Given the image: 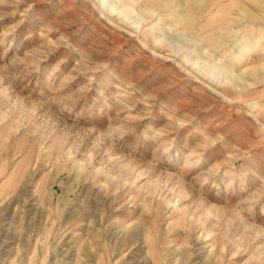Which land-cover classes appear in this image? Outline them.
I'll return each mask as SVG.
<instances>
[{"label":"rangeland","instance_id":"374dc122","mask_svg":"<svg viewBox=\"0 0 264 264\" xmlns=\"http://www.w3.org/2000/svg\"><path fill=\"white\" fill-rule=\"evenodd\" d=\"M0 264H264V0H0Z\"/></svg>","mask_w":264,"mask_h":264}]
</instances>
